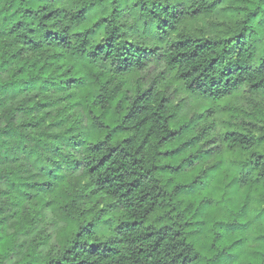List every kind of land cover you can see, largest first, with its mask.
<instances>
[{
    "label": "clouds",
    "instance_id": "1",
    "mask_svg": "<svg viewBox=\"0 0 264 264\" xmlns=\"http://www.w3.org/2000/svg\"><path fill=\"white\" fill-rule=\"evenodd\" d=\"M88 3L89 0H52L53 7L62 9L56 14L57 39L75 53V63L88 69L84 73L86 79L77 83L90 84L99 99L94 104L95 97L85 99L79 88H71L80 103L69 100L67 107L61 104L58 97H67L68 93L55 89L70 87L71 82L67 85L60 82L63 78L59 68L52 74L56 84L45 85L53 88L45 98L54 101L65 115L71 111V119L80 134L74 138L78 143L69 140L63 129L49 127L47 117L40 127H29V120L39 119L32 104L40 97L25 93L11 75L15 59L0 65V74H3L0 79V264H28V261L31 264H106L99 253L116 235L115 225L122 217L112 211L107 196L97 203L93 189H100L103 177L89 173L88 169L96 162L97 153L93 149L109 147L108 143L101 146L90 141L101 121L112 111L113 97L120 90L110 91V85L124 81L130 88H139L142 92L147 89L146 94L156 89L157 96H168L179 109L187 104L185 96L189 100L193 94L207 99L208 94L233 92L245 81L243 87L233 92L231 102L252 114L242 112L244 119L257 117L258 122L264 123V0H102L91 11L94 16H108L98 33L83 32L80 18L76 16L81 5ZM14 6L15 0H0V29L10 27L3 16H11ZM221 18L225 23L214 34L207 28L204 34L215 35L218 41L227 35L235 37L226 41L229 51L222 58L223 63L199 79L178 80V74L186 72V68L169 63L175 41L201 35L190 30L193 22ZM44 31L41 26L34 33L25 31L23 35L3 37L0 56L7 59L18 53V58L31 64L38 54L29 51L27 42L39 41L43 46L39 58L48 60L50 67L48 53L55 47L51 38L56 33H50L45 39ZM106 36L113 37L112 41H106L111 47L104 51L96 49V43ZM219 54V49L210 50L201 63L206 66L212 55ZM226 71L236 72L239 79L223 84L221 73ZM162 80L178 83L181 89L189 91L178 95L172 87L166 91L157 89ZM255 80L261 81L258 91L250 89ZM213 85L219 90H214ZM134 100L135 91H129L119 102L125 106ZM100 101L105 103L101 105ZM211 107L220 112L222 104L212 103ZM222 131L217 128L215 134L220 135ZM233 167L247 172L252 163L239 162ZM119 247L121 256L131 255L129 243ZM258 255H264V248ZM200 259L202 264H212L203 257Z\"/></svg>",
    "mask_w": 264,
    "mask_h": 264
},
{
    "label": "trees",
    "instance_id": "2",
    "mask_svg": "<svg viewBox=\"0 0 264 264\" xmlns=\"http://www.w3.org/2000/svg\"><path fill=\"white\" fill-rule=\"evenodd\" d=\"M100 3L102 0H89L77 10L83 32L98 33L102 24L107 23V15L91 14ZM60 12L62 9L53 7L52 0H15L11 16H3L10 27L0 29V41L25 31L34 33L43 26L45 39L56 33L51 38L55 47L49 45L52 65L49 67L48 60L39 58L43 47L39 41L27 42L29 51L38 54L31 64L13 53L7 59L0 56V65L15 59L11 75L25 93L40 97L32 104L39 119L29 120L28 126L40 127L47 117L49 127L63 129L67 138L74 140L80 134L71 111L65 115L54 101L46 99L53 88L45 85L56 84L52 74L59 68L63 78L60 82H71L70 87L55 89L67 91V97H58L65 107L69 100L80 103L71 88H79L85 99L95 97L94 104L99 97L90 84L77 83L86 79L84 73L88 69L75 63V53L57 39L56 14ZM224 23L222 18L193 22L190 30L201 35L175 41L169 63L186 68V72L178 74V80L199 79L223 63L222 58L229 51L226 41L235 37L227 35L218 41L215 35L204 32L207 28L214 34ZM112 40V36H106L95 48L104 51L111 47L106 41ZM213 49H219L220 54L212 55L205 66L201 63L204 54ZM221 77L223 84L239 79L234 71L221 73ZM244 84L241 81L233 92ZM173 85L180 92L189 91L168 80H162L157 89L166 91ZM260 85L261 81L255 80L250 89L258 91ZM213 88L219 90L215 85ZM116 89L120 90L113 97V109L90 141L101 146L108 143L109 147L93 149L96 162L88 169L89 173L103 177L100 189H93L97 203L107 196L112 211L122 217L115 225L116 235L99 253L106 264H202L201 257L212 264H264V255H258L264 248V131L249 127L241 116L245 110L231 102L233 92L208 94L207 99L193 94L189 100L185 96L186 106L177 109L168 96H157L156 89L146 94L147 89L142 92L130 88L124 81L109 86L110 91ZM129 91H135V100L121 106L119 101ZM104 103L100 101L101 105ZM212 103L222 104L221 111L216 112ZM217 128L223 129L220 135L215 134ZM239 162H251L252 167L247 172L237 170L233 165ZM126 242L131 246V255L127 257L121 256L119 247Z\"/></svg>",
    "mask_w": 264,
    "mask_h": 264
},
{
    "label": "rangeland",
    "instance_id": "3",
    "mask_svg": "<svg viewBox=\"0 0 264 264\" xmlns=\"http://www.w3.org/2000/svg\"><path fill=\"white\" fill-rule=\"evenodd\" d=\"M174 91L177 92L178 95H184V92H180L178 89H176L175 85L171 86ZM248 113L246 112L244 115H247ZM249 123V127H251L254 130L258 131H264V123L258 122V118L254 117L252 119H245Z\"/></svg>",
    "mask_w": 264,
    "mask_h": 264
}]
</instances>
